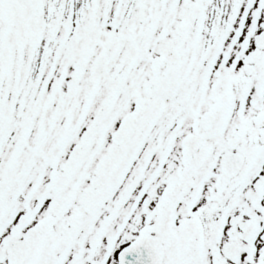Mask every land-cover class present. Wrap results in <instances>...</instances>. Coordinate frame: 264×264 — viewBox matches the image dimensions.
Instances as JSON below:
<instances>
[{"label":"snow or ice","instance_id":"1","mask_svg":"<svg viewBox=\"0 0 264 264\" xmlns=\"http://www.w3.org/2000/svg\"><path fill=\"white\" fill-rule=\"evenodd\" d=\"M0 264H264V0H0Z\"/></svg>","mask_w":264,"mask_h":264}]
</instances>
